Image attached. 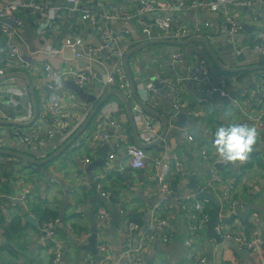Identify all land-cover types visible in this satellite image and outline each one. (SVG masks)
<instances>
[{
	"label": "crops",
	"instance_id": "obj_1",
	"mask_svg": "<svg viewBox=\"0 0 264 264\" xmlns=\"http://www.w3.org/2000/svg\"><path fill=\"white\" fill-rule=\"evenodd\" d=\"M10 1L13 0H0V6ZM43 1L51 5L56 2V0ZM138 2L139 0H80L79 5L84 11L101 15L109 13L114 8H119L124 13L132 12ZM199 13L192 11L184 15L188 25L193 24L200 17ZM252 13H256L258 18L254 19ZM235 15L238 26L241 27L237 35L233 37L219 35L214 30L203 36H208L211 42H214L216 37L227 40L226 44L220 42L216 47L214 45L216 50L224 51L228 45L233 47L235 60L233 57L225 59L228 61L229 69L250 68L255 63L250 58L249 48L254 38L264 37V6L262 9L237 10ZM19 17L23 22L19 31V42L22 48L25 46L29 48L30 54L38 52L45 45L58 48L67 40L75 39L79 35L84 45L97 49L94 61L102 64L108 73L114 69V60L107 58L106 50L103 48L101 32L105 29V25L102 22L93 24L90 20L81 21L79 15L77 17L68 15L40 37L36 33V28L42 19L37 12L25 10ZM109 27L116 30L118 25L110 24ZM127 42L126 36L121 35L118 40L112 41V45L114 48H125ZM189 50L192 51L191 54ZM176 51L181 52L184 58L180 64L172 66L170 55ZM68 53L66 50L60 54L53 60V65L64 68L76 65L81 69L98 71L94 66L87 64L82 67L76 61L65 60L63 57H67ZM219 54L222 55V51H219ZM241 54L244 55V61H236ZM199 61H205L207 64L210 80L206 86L217 84L221 77L228 78L226 92L221 94L223 99L226 98L225 101L207 99L203 97L200 84L191 82L186 84L182 81L185 74ZM8 64L9 60L3 50L0 55V67H6ZM129 67L133 80L138 82V89L136 88L138 94L141 88L145 90L146 84L154 83L155 90L144 101L149 108L161 116H167L172 122L176 120L171 116L174 112L171 108L177 113H185L184 109H188L185 114L192 120V124L186 123L183 129L168 126L160 145L143 150L144 168L134 169L127 157V146L134 145L129 119L119 100L111 97L103 106L99 116L87 126L81 139L52 162L41 166L27 165L16 158L0 155V264H53L57 245L62 252L59 264H198L201 258H205L208 263L217 264L219 244L216 240L207 237L205 229L198 232L187 244L189 240L186 221L190 210L186 211L183 207L189 208L193 202L189 201L190 203L186 204L182 199L194 195L188 188L190 180L200 191L209 193L221 204V217L231 216L229 209L223 203L226 194L233 202H239L244 206L243 210H238L239 212L251 208L247 220L253 223L255 232H250V238L255 240L261 236L263 226L260 214L264 210V119L259 120V118L264 114V98L259 91V76L264 75V71L252 73L248 81H246L247 73L219 72L214 69L204 46L198 44H190L185 48L171 45L153 46L132 57ZM13 71H7L5 75L18 73ZM20 73L27 74L32 79L35 91L42 84L38 78L41 75L40 71L36 76L31 75L32 77L27 71ZM120 76L122 81L128 84L124 67ZM101 79L102 75L99 81H102ZM163 80H168V84H164ZM20 82L21 80L15 77L0 83V88H3L4 93L13 88L20 91L18 89ZM96 83L83 87L80 95L71 92L72 88L67 86L69 83H65L64 95L59 91V94L63 95L62 107L56 112L46 114L44 118L46 123L40 117L46 126H51L55 132L53 140L45 149L38 146L26 147L15 139L17 132L28 135L32 129H38L44 136L46 131L41 124L33 127L0 126V148L22 154L35 161H43L46 158L43 156L54 154L75 135L85 117L99 101L102 93L101 90H97ZM42 90L46 92V87L43 86ZM238 90L241 92L236 96L228 97L230 92L234 93ZM122 93L129 94V85L128 90ZM143 93L141 92L142 95ZM87 96H94L96 99L92 107L85 101ZM36 97L40 115L44 104L42 105L37 94ZM139 97L141 98L140 94ZM129 102L134 106L132 99H129ZM259 102L262 105H258ZM27 105L32 110L29 99V103L25 106H14L16 112L10 117L0 113V119L23 124L15 114L19 115ZM140 117L145 118V115ZM138 119L135 118V124ZM54 122H56L55 126L52 125ZM120 124L121 130L115 128ZM231 124L255 127L257 132L256 143L245 160L247 166L243 168L244 170L235 162H227L223 159L217 153L215 146L203 144L199 147L194 138L192 142H188L183 136V131L196 129L203 135L213 137L217 127ZM155 127L160 137L162 123L158 121ZM74 128L76 132L71 133ZM94 134L108 136L103 146H109L111 152L107 153L103 168L97 167L92 170L93 176L101 180L99 188L104 196L110 197L115 193L114 203L124 218L122 227L118 224L110 226L109 216L106 230L99 233V245L105 243L110 249L106 258L100 255L101 261L96 260L90 252H83L80 249L89 236L88 220L82 212L92 194L86 171L87 167L99 158L97 150L99 145L88 141ZM204 152L206 158L202 155ZM155 162L169 165V181L174 179L175 173L181 174V179L172 190V199L159 189L158 168ZM175 164H178L179 170L176 169ZM213 174L217 176L214 182H212ZM211 183H214L213 186ZM206 203L207 211L213 213L214 206ZM100 211L110 215L104 206L98 205L94 211L96 218ZM149 211H151V221L146 230L144 220ZM43 212L57 216L50 224L49 230L45 231L38 228ZM128 221L135 222L138 231L130 232L127 228ZM160 221H164L165 225L161 226ZM232 226H240L244 235L243 224L239 219L234 221ZM228 227L224 225L221 227L222 231L227 232ZM165 234L168 235L167 240L161 238V235ZM229 243L230 246L222 250L220 264H264V250H262V260H254L246 246ZM234 245L236 249L232 247Z\"/></svg>",
	"mask_w": 264,
	"mask_h": 264
},
{
	"label": "built area",
	"instance_id": "obj_2",
	"mask_svg": "<svg viewBox=\"0 0 264 264\" xmlns=\"http://www.w3.org/2000/svg\"><path fill=\"white\" fill-rule=\"evenodd\" d=\"M80 0H56L51 5L43 0H13L6 5L0 6V40L5 44V55L9 60V64L6 67H0V78L4 77L7 71L14 70L13 72L27 71L31 76H36L40 71L39 75L40 82L42 83L36 88V94L42 101V113L39 118L43 120L47 115L58 111L63 105L64 83L67 81L73 82L80 87H86L93 85L100 80L101 75L94 69H81L76 65L64 68L62 66H54L53 60L56 59L60 54L66 50H70L77 57H83L88 61H94V56L97 53V49L84 45L83 40L78 35L74 39V44H70V40H67L62 46L53 48L51 45H45L43 49L38 52L29 53V48L25 46L22 48L19 42V31L23 26V22L19 17L20 13L25 10H33L37 12L42 19L37 25L36 33L42 37L43 34L48 33L47 30L52 29L57 22L65 16L77 17L80 16V20L88 22L89 20L93 24H99V22L105 25V29L101 32V38L103 48L106 50V56L110 60H114V69L108 73L107 79L104 84L105 88L117 89L125 92L128 90V84L122 81L120 76L123 67V57L125 53L148 41L160 40L169 42H181L188 36L203 35L214 30L219 35H227L233 37L237 35L241 27L238 26L235 11L237 10H255L262 9L264 6V0H139L135 9L132 12L124 13L119 8L112 9L109 13L95 15L90 11H84L81 9ZM192 11H198L199 18L196 21L188 25L185 21L184 15ZM70 17V18H72ZM252 17L257 19L256 13H252ZM150 18L151 20H147ZM117 24L118 28L113 30L110 24ZM155 31V32H154ZM126 36L128 39L125 48L113 47L112 41L118 40L119 36ZM23 49L25 51H23ZM250 52L256 56L264 55V37L254 38L252 46L249 48ZM26 52V53H25ZM181 52H173L170 56L172 66H176L183 61ZM207 64L205 61H201L199 65L193 70L190 69L187 72L186 78L191 82L198 84H204L208 82L206 73ZM31 76V77H32ZM118 76V77H117ZM45 81V82H44ZM168 81L163 80L166 84ZM228 79H221L218 85L206 86L205 92L213 94L220 92L224 94L228 86ZM43 86L46 87V92L42 90ZM12 90L5 93L7 95L20 97L22 94L20 91ZM138 89V88H137ZM144 90V89H143ZM143 90H139L141 100L144 102L149 97V93L153 91L152 85L145 86V95ZM59 91L63 92V95L59 94ZM259 91L264 98V75L259 77ZM143 93V95L141 94ZM138 94V95H139ZM43 98V100H42ZM4 102L11 106L19 105L18 102L12 98H5ZM262 105V103H257ZM26 114L20 118L22 123H28L32 118V110L27 105L25 108ZM188 112L187 109H184ZM138 112L140 115L135 117L136 120V133L137 137L144 144L154 142L159 134L155 129V125L152 124V120L145 115V118H141L143 114L140 113L136 105L132 106V113ZM264 114L259 118L262 120ZM46 119L44 120V122ZM55 123L52 124L55 126ZM36 125V124H35ZM77 128V127H76ZM76 128L72 129L71 133L76 132ZM115 128L121 130L122 125H117ZM46 133L42 136L38 129H32L28 135L15 134V139L25 145L26 147L38 146V148H46V146L53 140L55 135L54 129L45 130ZM188 131H183V136L186 141L192 142L193 138ZM73 135V134H70ZM55 137V136H54ZM108 140V136L105 134L91 135L88 141L92 144H98L103 146ZM203 157L206 153H202ZM127 157L129 164L134 169H143L145 166V154L144 151L138 149L134 145L127 146ZM206 158V157H205ZM112 159V157H111ZM88 163V161H86ZM238 164L246 165L245 161H238ZM158 168L157 183L159 189L169 199H172V188L169 182L170 168L167 164L155 162ZM109 165V163L107 164ZM177 170L180 169L178 164H175ZM216 174H213L212 182L216 180ZM212 186L214 183H211ZM183 202L189 204L192 201L193 204L187 208L183 207L184 210H190L187 215V239L190 240L196 236V234L203 229L206 230V226L211 218L207 212L206 202L196 201L195 196H189L182 199ZM225 201L231 211L243 210L244 206L239 202H233L228 195L225 196ZM98 229L99 233L106 230L109 222V215L105 212H99L97 214ZM127 228L130 232L138 231V226L135 222L128 221ZM253 225L252 222H248ZM159 224L165 225L164 221H160ZM233 225V224H232ZM230 226L227 232H223L221 227L216 229L221 238L228 242H234L238 246H246L254 260H262V250L259 240H253L250 244H245V238L243 235L242 228L240 226ZM50 224L43 225L39 230H49ZM251 231L255 232L254 226ZM163 240H167L168 235H161ZM101 255L106 258L110 249L107 244L101 243L99 246ZM62 258L60 246L57 245L53 264H59ZM198 264H207L204 259H200Z\"/></svg>",
	"mask_w": 264,
	"mask_h": 264
},
{
	"label": "water",
	"instance_id": "obj_3",
	"mask_svg": "<svg viewBox=\"0 0 264 264\" xmlns=\"http://www.w3.org/2000/svg\"><path fill=\"white\" fill-rule=\"evenodd\" d=\"M69 42L70 44H74V39H71ZM220 42H223L226 44L227 40L216 37V39H214V42H211L208 39V36L206 37L203 35H198V36L189 37L187 40L182 41V42H169V41H158V40L148 41V42H144L128 50L123 57V67H124L126 78H127L128 85H129L128 95L120 92L117 89L104 90V84L106 83V79H107V76H106L107 72L105 70V67L102 64H99L97 61H88L83 57H77L73 52L69 50L67 57H63L65 60L76 61L80 63L81 64L80 66L82 67L89 64V65L94 66L100 71L102 75V79H101L102 81H99L96 83V87L98 88L97 90L98 91L101 90V93H102L99 101L93 106V104L96 102L95 97L94 96L86 97L85 99L86 103L90 107L93 106V109L88 114L86 120L83 122L80 129H78L75 135L63 147H61L53 155L49 156L43 161H35L31 158L23 156L22 154L12 153L2 148H0V155L5 156V157H13L26 164L35 165V166H41L49 162H52L53 160L59 158L76 141L81 139V136L83 135L87 126L95 118H97V116H99V113L102 111L103 106L107 104L109 98L111 97H116L119 100V102L123 105L125 112L127 113L130 127L133 133L132 137H133L135 147L141 150H145L151 146L160 145L162 139H164L167 133L168 126H173L176 129H183L186 123L192 124V120L189 119L187 114L177 113L176 110L171 108L172 111H174L171 116H174V119L176 120V122H172V120L170 121L167 116H161L157 112H155V110H153L152 108H149V106H147V104H145L141 100V98L139 97L137 93L136 88H137L138 82L137 81L135 82V80H133L132 73L129 67L130 59L132 57H136L138 54L142 53L143 51L153 46L171 45V46H178V47L185 48L190 44H198V45L204 46V48L206 49V53L209 55L210 62L214 66V69L218 70L219 72H222L225 74L247 73L246 81H248L252 73L258 72V71H264V55L256 56L249 52L248 53L251 55L250 58L252 59V62L255 63L254 66H251L250 68L237 67L235 69H232V68L229 69L228 61H225V59H229L232 57L234 58L236 57V54L233 51L232 49L233 47L231 45L226 46L224 51L221 49L216 50L217 48L214 49L217 46V44ZM219 51H222V55L219 54ZM241 60L244 61L243 54H241L240 56L236 58V61H241ZM230 64L233 65L232 62H230ZM15 77L21 80L20 84H18V89L22 92V96L16 97V96L7 95L6 93L3 92V88H0V113L5 114L8 117H10L12 113L16 112V108L14 106L6 104L4 102V98H12L14 101L18 102V104L21 106H25L26 104H28L29 99H30L31 107H32V118L28 123H25V124H19V123L14 122L13 120L12 122H5V121L0 120V126L31 127L35 124H41L44 128H47L46 125L39 119L38 103H37V97L35 94L36 91L34 90L32 79H30L27 76V74L20 73V72L15 73V74H7L4 77L0 78V83H2L5 80L13 79ZM67 82L69 83L67 86L69 88H72L71 92L77 95L81 94L83 87H80L73 82H69V81ZM184 83L188 84L187 82H184ZM200 90H202L203 92L202 87L200 88ZM239 92H241V90H238L237 92H234V93L230 92L228 94V97L233 98ZM203 97L207 99H219L222 101H225L226 99V98L223 99L219 92H216L213 94L203 93ZM129 99H132L134 101V105L138 107L141 114L146 115L148 118L152 120V124L155 125V123H157L158 121L162 123V132L160 134L159 139L149 144H144L143 142L139 140V138L137 137L136 126H135L134 121H135V117H138L140 114L138 112L132 113V106L129 102ZM25 114H26V110L21 112L19 115L18 114H15V115L17 116V118H22L25 116ZM189 134L191 135L192 138H194V140L197 142L199 147H201L203 144H211L212 146H214V137H208L206 135H203L196 129H191L189 131ZM97 150L99 152V158L95 160L93 163H91L87 167V171H86V174L89 178L92 194H91V197L88 199L87 205L82 210V212L88 220L89 236L87 237V239H85V244H82L80 246V249L83 252H90L95 257L96 260L101 261V257H100V253L98 249V245H99L98 220L94 214L96 206L102 205L107 209V211L110 214L109 216L111 218L110 223H109L110 226H115L116 224H118L119 226L122 227L124 218L120 214V209L114 203L113 196L115 195V193H113L112 194L113 196H110V197L104 196V194L100 192V188H99V183L101 180L95 179L93 176L92 170L97 167L103 168L106 155L107 153L111 152V150L109 149V146H102V147L97 146ZM188 188L193 191L196 201L205 200L206 202L214 206L213 213L206 226V234L208 238L216 240V242L219 244L217 264H220V257H221L222 250L224 247H229L230 243L228 241L223 240L221 236L219 235V233L216 232V229L218 228V226H221V225H226V226L230 225L235 219L237 220L239 219L242 222L243 226H245L247 223V219L252 210L251 208H247L243 212H239L238 210H236V212H234L229 218L221 217V205L209 193L201 192L199 188L197 187V185L192 182V180H190V184L188 185ZM260 220L263 226L260 240L262 242V248L264 250V210L260 214ZM150 221H151V211L147 212L146 218L144 220L146 224V230L149 228ZM244 236H245V244H249L251 241L250 232H249V229L246 227L244 228ZM232 247L234 249L237 248L236 245Z\"/></svg>",
	"mask_w": 264,
	"mask_h": 264
},
{
	"label": "clouds",
	"instance_id": "obj_4",
	"mask_svg": "<svg viewBox=\"0 0 264 264\" xmlns=\"http://www.w3.org/2000/svg\"><path fill=\"white\" fill-rule=\"evenodd\" d=\"M217 153L227 161H245L256 143L255 127L231 124L217 127L213 133Z\"/></svg>",
	"mask_w": 264,
	"mask_h": 264
},
{
	"label": "rangeland",
	"instance_id": "obj_5",
	"mask_svg": "<svg viewBox=\"0 0 264 264\" xmlns=\"http://www.w3.org/2000/svg\"><path fill=\"white\" fill-rule=\"evenodd\" d=\"M150 20H151V19H150ZM112 24H113V23H112ZM112 24H111V25H112ZM154 32H155V31H154ZM189 37H192V36H188L185 40H187ZM185 40H183V41H185ZM181 42H182V41H181ZM191 52H192V51L189 50V53H190V54H191ZM170 56H171V55H170ZM200 62H201V61H199L197 64H195V67H192V68H196V67L199 65ZM98 63H99V62H98ZM99 64H100V63H99ZM88 66H92V65H89V64H88ZM96 69H97V68H96ZM97 70H98V69H97ZM105 70H106V69H105ZM207 70H208V69L206 68V73H207ZM98 71H99V70H98ZM99 72H100V71H99ZM106 72H107V70H106ZM186 75H187V74H185V76L182 78V81L187 82V83H190L191 81L187 80ZM106 76H107V75H106ZM259 77H260V76H259ZM207 78H208L207 80H210L208 73H207ZM223 78L228 79V78H226L225 76H224V77H221V78L218 79V82H217V84H215V85H218L219 82H220V80L223 79ZM177 80H178V79H177ZM177 80H176V81H177ZM167 81H168V80H167ZM191 83L198 84V83H195V82H191ZM166 84H168V82H167ZM146 85H152L153 91L155 90V89H154V83H153V84H149V83H148V84H146ZM146 85H145V86H146ZM200 87L203 88V93H206V92H205V90H206V83H204V84H200ZM104 88H105V86H104ZM111 89H114V88H111ZM108 90H109V89H108ZM225 92H226V91H225ZM137 93H138V92H137ZM150 93H151V92H150ZM150 93H149V94H150ZM215 93H216V92H215ZM219 93H220V92H219ZM176 94H177V91L175 92V95H176ZM207 94H208V93H207ZM220 94H222V93H220ZM224 94H225V93H224ZM175 98H176V96H175ZM187 110H188V109H187ZM185 111H186V110H185ZM183 112H184V111H183ZM186 112H187V111H186ZM186 112H185V113H186ZM86 118H87V116L85 117L84 121L86 120ZM39 119H40V118H39ZM263 119H264V118H263ZM0 120H1V119H0ZM40 120H41V119H40ZM41 121H42V120H41ZM84 121H83V122H84ZM42 122H43V121H42ZM43 123H44V122H43ZM45 123H46V122H45ZM45 123H44V124H45ZM82 124H83V123H82ZM45 125H46V124H45ZM33 126H34V125H33ZM33 126H31V127H33ZM41 126H42V125H41ZM46 127H47V128H44L45 130H50V129L52 128L51 126H49L50 128H49L48 126H46ZM52 129H53V128H52ZM157 139H159V137H158ZM157 139H156V140H157ZM156 140H155V141H156ZM161 142H162V141H161ZM227 162H229V161H227ZM230 162H232V161H230ZM237 162H238V161H235V163H236L237 165H239L242 169H243V168H244V169L246 168L247 165L238 164ZM244 169H243V170H244ZM201 192H203V191H201ZM202 201H203V202H206L205 200H202ZM223 203H224L225 207L229 209V207H228V205H227L225 199H224ZM220 205H221V204H220ZM221 210H222V207H221ZM229 212H230V214L232 215V214H233L234 212H236V211L233 212V211H231V210L229 209ZM236 220H237V219H235L234 221H236ZM234 221H233L230 225H228V226L230 227V226L234 223ZM260 221H261V220H260ZM223 226H224V225H221V226H218V227H223ZM245 227L248 228V229H249V232L252 233L251 229H252L253 225H250V224L248 223V220H247L246 225L243 226V228H245ZM255 240H259L260 245H261V250H263V248H262V242H261V240H260V237H259V238H256ZM252 241H253V240L251 239L250 243H251ZM250 243H249V244H250ZM234 244H236V243H234ZM236 245H237V244H236ZM246 245H248V244H246ZM99 246H100V245H98V249H99ZM237 246H238V245H237ZM61 253H62V252H61ZM99 253H100V251H99ZM100 255H101V253H100ZM262 256H263V255H262ZM103 258H104V257H103ZM252 258H253V257H252ZM202 259H204V260L207 262V260H206L205 258H202ZM253 259H254V258H253ZM207 264H211V263H210V262H209V263L207 262Z\"/></svg>",
	"mask_w": 264,
	"mask_h": 264
},
{
	"label": "trees",
	"instance_id": "obj_6",
	"mask_svg": "<svg viewBox=\"0 0 264 264\" xmlns=\"http://www.w3.org/2000/svg\"><path fill=\"white\" fill-rule=\"evenodd\" d=\"M147 20H150V18H146ZM0 36H1V33H0ZM3 50L5 51V44L0 40V55L3 53ZM65 84V83H64ZM112 99H115L114 97ZM123 107V106H122ZM56 152V151H55ZM53 155V154H51ZM51 155H47V156H43L48 158L49 156ZM45 158V159H46ZM28 165V164H27ZM181 179V174H179L178 172L175 173V176H174V179L172 181H169L170 182V185H171V188L172 190H174L175 188V184L177 183V181H179ZM210 206V205H209ZM211 207V206H210ZM209 215H211L212 211L210 212H207ZM57 216L53 215L51 213V215H48L46 212H43L42 216H40V221H39V226L38 228H40L41 226L43 225H46L47 223L48 224H51L53 223V220L56 219Z\"/></svg>",
	"mask_w": 264,
	"mask_h": 264
}]
</instances>
